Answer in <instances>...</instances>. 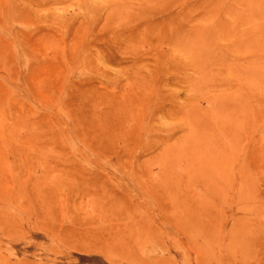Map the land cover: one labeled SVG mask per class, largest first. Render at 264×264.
Returning <instances> with one entry per match:
<instances>
[{
  "label": "rangeland",
  "instance_id": "1",
  "mask_svg": "<svg viewBox=\"0 0 264 264\" xmlns=\"http://www.w3.org/2000/svg\"><path fill=\"white\" fill-rule=\"evenodd\" d=\"M0 264H264V0H0Z\"/></svg>",
  "mask_w": 264,
  "mask_h": 264
}]
</instances>
